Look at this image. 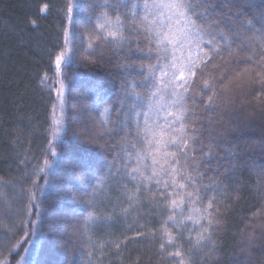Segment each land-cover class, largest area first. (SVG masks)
Instances as JSON below:
<instances>
[{
    "label": "snow or ice",
    "instance_id": "6c2138e0",
    "mask_svg": "<svg viewBox=\"0 0 264 264\" xmlns=\"http://www.w3.org/2000/svg\"><path fill=\"white\" fill-rule=\"evenodd\" d=\"M84 7L82 0H66L62 46L52 59L53 75L44 72L40 79L55 97L48 144V155L55 158L56 145L67 132L68 85L63 69L76 60L78 27L86 42L84 59L94 60L97 51L105 48L119 57L120 83L114 99L99 96L98 102L81 108L101 117L92 133H84L88 141L103 140L107 145L112 140L115 155L104 168L87 156L77 161L75 170L92 187L88 202L93 211L72 224L73 235L86 237L89 257L96 251L103 254L105 245L93 242V226L139 214L147 197L148 206L160 215V228L125 235L109 242V248L120 255L122 244L146 233L156 238L158 233L161 253L167 249L173 264H194L193 251L214 257L216 236L223 226L221 208H226L229 193H237L233 185L240 184L238 174L253 171L257 190L264 193V162L257 164L254 155L259 149L264 157V135L259 143L252 137L245 139L243 130L226 117L236 82L247 77L244 82L249 86L259 84L264 89V8L254 9L252 0H88L87 12ZM47 10L45 4L42 11ZM31 24L35 27L36 21ZM91 92L98 95L96 89ZM252 115L257 112L253 110ZM258 115L264 132V107ZM55 165V159L44 158L33 175L43 174L48 186L47 177ZM98 172L102 175L97 176ZM113 185L118 193L114 202L109 195ZM8 187L9 182L0 181V198H6ZM33 189L43 194L44 188H37L33 179L26 190L28 206L38 207ZM102 197L109 200L110 209L96 206ZM72 198L85 199L79 194ZM25 215L21 225L27 247L20 264H32L42 233L39 216ZM180 240H186L189 251ZM254 248L264 257V232L258 237L253 228L242 238V255L233 264H254Z\"/></svg>",
    "mask_w": 264,
    "mask_h": 264
},
{
    "label": "trees",
    "instance_id": "16d2710c",
    "mask_svg": "<svg viewBox=\"0 0 264 264\" xmlns=\"http://www.w3.org/2000/svg\"><path fill=\"white\" fill-rule=\"evenodd\" d=\"M82 3L83 11L87 12L88 0ZM252 3L254 9L264 8V0H252ZM45 4L48 10L42 11ZM65 4L66 0H0V181L9 182L6 198H0V264H20L24 257L27 242L23 241L21 220L27 219V212L33 218L39 216L37 226L42 233L31 257L32 264H173L167 249L161 253L158 233L156 238L146 233L127 245L122 244L120 255L117 249L108 247L109 242L120 241L125 235L160 228V215L148 206L147 197L139 214L127 218L117 216L110 224L93 226V242L105 245L103 254L96 251L89 257L86 237L73 235L72 224L83 221L93 211L88 202L92 187L75 170L77 161L87 156L98 168H104L115 155L110 148L112 140L107 145L103 140L88 141L84 133H92L101 117L96 112L86 114L81 108L84 104L98 102L99 96L114 99L120 81L116 52L105 48L102 53L97 51L94 60L84 59L86 42H82L83 29L78 27L74 45L76 60L63 69L68 85L64 117L67 132L63 134L62 143L56 145L57 157L48 155L51 106L55 97L41 86L40 79L44 72L53 75L52 59L62 46ZM32 20L36 21L35 27ZM246 79L232 86L234 102L226 117L243 130L245 139L252 137L259 143L258 138L264 135L258 115L259 108L264 107V94H261L264 89L259 84L249 86L244 82ZM92 89H96L98 95L92 94ZM254 96L258 99H253ZM253 110L257 115H252ZM101 135L107 138L103 132ZM254 155L257 164L264 162L259 149ZM25 157L27 160L22 163ZM44 158L56 161L52 174L47 177L48 186L43 174L38 178L33 175L35 166L42 164ZM100 175L102 173L98 172L97 176ZM238 177L240 184L233 185L238 188L237 193H229L225 198L226 208H221L223 226L216 236V255L210 258L193 251L194 264H233L234 259L242 255V238L253 228L258 237L264 232V193L257 190L255 173L243 171ZM33 179L37 188H44L43 194L33 189L38 207H29L26 195ZM95 183L93 180L92 184ZM73 194L85 199H73ZM109 195L114 202L118 195L114 185ZM96 206L108 210L111 204L102 197ZM177 239L180 238L177 236ZM17 241L23 242L17 247ZM180 244L185 251L190 250L186 240H180ZM251 260L254 264H264V257L258 255L257 248L252 249Z\"/></svg>",
    "mask_w": 264,
    "mask_h": 264
}]
</instances>
